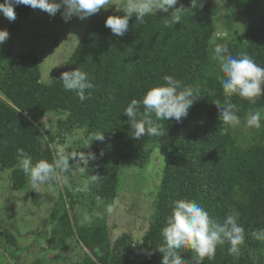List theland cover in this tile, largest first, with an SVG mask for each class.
<instances>
[{
    "label": "trees",
    "instance_id": "obj_1",
    "mask_svg": "<svg viewBox=\"0 0 264 264\" xmlns=\"http://www.w3.org/2000/svg\"><path fill=\"white\" fill-rule=\"evenodd\" d=\"M214 1L194 0L193 7L192 0H177L168 12L146 16L143 24L130 18L128 31L117 37L104 21L110 15H123L126 0H112L107 9L83 19L75 29L77 45L48 82L41 78V58L47 53L40 47L11 52L0 66V166L10 171L13 190L26 187L27 179L18 149L33 163L51 162L61 149L67 154L92 152L96 157L89 161L86 174L75 159L69 160L68 172L60 174L65 178L75 172L79 183L83 177L90 181L91 175L100 180L90 183L86 193L76 192L74 182L76 187H66L54 204L52 227L44 234L52 254L47 261L42 258L44 264H161L162 229L172 202L179 199L198 203L218 223L236 215L245 230L238 254H229L225 242L203 264H264V240L253 236L264 229V120L249 134L222 124L214 102L225 99L218 80L223 74L213 59L214 47L222 44L231 55L246 53L264 66V0H225L226 4L221 0L228 14L222 19V9ZM180 7L184 8L181 23L165 26L174 8ZM14 11L26 18L31 7L18 5ZM228 20L236 26L225 38H217L224 32L219 25ZM75 68L93 78L90 98L83 102L60 80L63 72ZM165 75L198 88L200 95L179 122L151 116L163 125L164 135L136 140L124 109L131 99H141L148 88L162 83ZM230 101L237 105L241 121L251 112H264V97L255 104L237 95ZM97 134H104V140L95 139ZM242 134L251 135L252 142L243 141ZM152 158L160 182L151 212L142 213L138 207L134 212L137 218L148 219L141 235L123 231L112 240L105 223L80 225L75 209L81 206L86 213L103 208L101 218L113 214L105 210L120 200L121 165L143 170ZM74 246H85L91 253L84 251L82 257L70 260ZM21 247L15 235L0 228V248L12 262L21 264ZM181 258L197 264L191 250H182Z\"/></svg>",
    "mask_w": 264,
    "mask_h": 264
},
{
    "label": "clouds",
    "instance_id": "obj_2",
    "mask_svg": "<svg viewBox=\"0 0 264 264\" xmlns=\"http://www.w3.org/2000/svg\"><path fill=\"white\" fill-rule=\"evenodd\" d=\"M176 4L177 0H126L123 4V15L108 16L104 25L112 34L121 37L128 31L130 18L135 17L136 22L143 24L146 16L158 10L168 12ZM18 5L40 9L50 16H55L63 7L62 18L67 22L72 16L83 20L101 9H107L112 5V0H3L0 2V14L10 22L14 21L16 19L14 8ZM192 6L195 7L194 0ZM183 10V7L174 8L165 26L180 24ZM217 35V38H221L220 34ZM8 37V31L0 29V44H3ZM213 59L218 63L219 71L223 74L218 80L225 99L223 102L221 100L214 102L219 119L223 125L237 126L241 120L237 115V105L232 103L230 98L237 95L255 104L258 98L264 97V66L246 53H241L239 56L231 55L227 45L222 44L214 47ZM60 80L63 88L75 92L81 102L90 98V90L94 88V84L93 78L87 72L75 68L63 72ZM162 80V83L148 88L141 99H131L124 109V116L128 117V124L132 129V137L136 140L146 135L151 137L164 135L163 125L154 123L151 116L154 114L158 121L179 122L182 117L187 116L189 107L200 95L198 88L185 85L172 75H165ZM262 120H264V112L257 110L248 114L246 124L248 127L260 128ZM94 138L103 141L104 134H97ZM17 152L20 167L33 186L45 184L54 177L67 173L70 159H75L79 165L82 164V167L79 166L80 171L86 174L89 161L96 158L92 152L67 154L61 149L55 160L49 162L40 159L33 163V158L23 149H18ZM100 155H103V151ZM99 180L97 175H91L90 181L85 180L82 185L76 187L75 191L86 193L89 191L90 183H97ZM113 211L111 205L107 206V213L111 214ZM92 219L91 215L84 214L80 225H90ZM162 236L164 242L158 248L163 254L161 264H188L181 258L182 250H191L197 264H203V260L213 258L217 246L224 245L225 242L230 245L229 254H238L240 246L245 241V230L236 215H227L222 223H218L198 203L179 199L172 202L171 213L162 229ZM253 236L258 240H264V229L253 232Z\"/></svg>",
    "mask_w": 264,
    "mask_h": 264
},
{
    "label": "rangeland",
    "instance_id": "obj_3",
    "mask_svg": "<svg viewBox=\"0 0 264 264\" xmlns=\"http://www.w3.org/2000/svg\"><path fill=\"white\" fill-rule=\"evenodd\" d=\"M222 2L226 4L225 0H222ZM222 2L221 0L214 1V6H220L222 9L219 15L220 19L225 14V16L228 15ZM62 14L63 7L55 16H50L40 9L31 8L28 17L19 18L16 16V19L11 22L3 14H0V29H6L9 33L8 39L0 44V66L11 52L30 50L32 46L40 47L45 51V54L47 53V55H44L45 57L41 58V61L43 60L41 78L43 81L48 82L54 73L62 67L70 52L77 45L76 36L78 32L75 29L84 23V20L76 16H72L66 22L62 18ZM219 26L218 30L224 31L228 35L236 25L234 21L228 20ZM224 32L220 33L222 38L227 36L224 35ZM0 99H3L1 93ZM246 119L235 126V129L249 134L254 127H248ZM241 137L243 141L248 138L245 141L252 142L251 135L245 137L242 134ZM157 168L158 165L155 164L154 158L148 162L143 170L133 165H121L119 174L121 197L116 202L118 206L112 205L113 214L101 218V213H105L103 208H100L101 211L86 213L82 211L83 206L80 209L76 208L75 213L80 218L84 214L91 215L94 221L92 223L102 222L107 224L112 240L123 231L131 230L141 235L147 229L148 219L146 217L137 218L134 212L137 211V207L142 213L144 210H148L146 214L151 212L155 189L157 191L160 182V175L156 176L154 173ZM78 179L77 174L74 172L71 176L64 178L62 175H58L54 180H50L45 184L33 186L27 176L26 187L15 191L11 187L10 171L0 166V228L9 230L16 236L20 246L23 247V249L21 247L22 250L18 251L21 264H32L33 262L44 264V261H47V255L52 254L47 247L44 235L45 230L52 227L50 222L51 210L60 196L65 195L66 187L69 186V189H72L71 187H76V184L79 186L85 180H88L87 177H83L79 183ZM74 248V251L70 254V260L77 259L78 256L82 257L84 251H90L84 246L83 248L74 246ZM0 264L17 263L12 262L4 249L0 248Z\"/></svg>",
    "mask_w": 264,
    "mask_h": 264
}]
</instances>
